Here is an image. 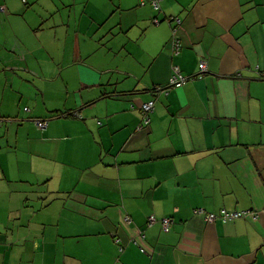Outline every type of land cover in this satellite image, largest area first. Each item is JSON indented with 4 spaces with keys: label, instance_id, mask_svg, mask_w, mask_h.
<instances>
[{
    "label": "crops",
    "instance_id": "obj_1",
    "mask_svg": "<svg viewBox=\"0 0 264 264\" xmlns=\"http://www.w3.org/2000/svg\"><path fill=\"white\" fill-rule=\"evenodd\" d=\"M142 1L0 0V264H264V0Z\"/></svg>",
    "mask_w": 264,
    "mask_h": 264
},
{
    "label": "built area",
    "instance_id": "obj_2",
    "mask_svg": "<svg viewBox=\"0 0 264 264\" xmlns=\"http://www.w3.org/2000/svg\"><path fill=\"white\" fill-rule=\"evenodd\" d=\"M23 1L27 2V0H23ZM162 1L163 0H143L142 5L144 6L146 4H150L155 11L160 13V12H162ZM2 11H5L4 6H0V12H2ZM169 21L173 24V27H172L173 37L171 40L172 52L174 55H177V54H179V52L181 50V42H180L179 38L177 37V33L179 30V27H181V25H182V20L179 17H171V18H169ZM152 22L154 25L158 26L160 24L161 20L158 17H154ZM200 68H201L202 72H206L207 71V63L205 61H201L200 62ZM192 78L193 77H189V76L185 75L178 65H174L173 66V74H172V77L170 79V86L176 87V88L183 87ZM155 105H156L155 100H150V101H148V102H146L140 106L141 115H142V123H141L139 129L150 125L151 114L155 110ZM24 110L26 112L30 111V109L28 107H26ZM36 124H37V127L39 129L46 130L48 128L49 121L48 120H36ZM195 213L199 214V215H203L207 222H215V221H217L218 218L223 220L224 222H229L231 220H235V219L240 218V217H249V216H253L254 218L258 217V214L256 212H253V211H230L227 209L221 210L220 214H218L215 212H207L203 208H196ZM126 221L128 223H130L131 218L127 216ZM172 221L173 220L171 218L162 219V226H163V229L165 232H169L171 230ZM156 222H157V219L154 216H151L149 218V225L150 226ZM142 236L144 237V234H142ZM116 243L119 246V251L123 252L125 249V245H123L119 239H116ZM133 243H137V240L135 239L133 241Z\"/></svg>",
    "mask_w": 264,
    "mask_h": 264
},
{
    "label": "bare ground",
    "instance_id": "obj_3",
    "mask_svg": "<svg viewBox=\"0 0 264 264\" xmlns=\"http://www.w3.org/2000/svg\"><path fill=\"white\" fill-rule=\"evenodd\" d=\"M62 2H63V1H62ZM66 5H67V4H66ZM70 5H71V4H70ZM71 8H72V7H71ZM75 8H76V7H75ZM99 8H100V7H99ZM152 8H153V7H152ZM65 9H66V8H65ZM112 9H113V8H112ZM117 12H118V11H117ZM154 12H156V11H154ZM109 13H111V12H109ZM157 16H158V15H157ZM119 17H120V16H119ZM164 17H165V16H164ZM166 17H167V16H166ZM179 17H180V16H179ZM158 18H159V17H158ZM168 19H169V18H168ZM180 19L182 20V18H180ZM119 20H120V19H119ZM160 20H161V22H160V24H161L163 21H162V19H160ZM182 22H183V21H182ZM170 23H171V22H170ZM160 24H159V25H160ZM159 25H158V26H159ZM166 26H167V25H166ZM130 27H131V26H130ZM162 27H164V26H162ZM172 27H173V24H171V28H172ZM179 28H180V27H179ZM182 29H183V28H182ZM167 30H168V29H167ZM179 30H180V29H179ZM179 30H178V33H177V37H178V38H179V36H178V34H179ZM168 31H170V30H168ZM123 32H124V31H123ZM185 32H186V30H185ZM181 33H182V32H181ZM168 34L170 35V33H168ZM182 34H183V33H182ZM184 36H185V35H184ZM172 37H173V32H172ZM179 40H180V38H179ZM180 42H181V41H180ZM181 48H183L182 45H181ZM181 50H182V49H181ZM181 50H180V51H181ZM179 53H180V52H179ZM177 55H178V54H177ZM130 57H131V56H130ZM173 57H175V56H173ZM127 58H128V57H127ZM127 58H126V59H127ZM108 60H109V59H108ZM130 60H131V59H130ZM132 60H133V59H132ZM135 60H137V59H134V61H135ZM105 61H106V60H104V61H102V62L105 63ZM109 61H110V60H109ZM134 61H133L132 64H134ZM106 62H107V63H110V62H108V61H106ZM135 62H136V61H135ZM130 64H131V63H130ZM172 65H173V64H172ZM115 67H117V66H115ZM172 67H173V66H172ZM147 68H148V67H147ZM199 68H200V64H199ZM197 73H198V72H197ZM200 73H204V72L201 71V68H200ZM196 75H197V74H196ZM191 77H192V76H191ZM110 81H111V80H110ZM138 81H139V80H138ZM189 81H190V80H189ZM107 84H108V83H107ZM147 84H149V82H148ZM117 85H118V84H117ZM136 85H137V84H136ZM115 86H116V85H115ZM134 86H135V85H134ZM150 86H151V85H150ZM110 87H111V86H110ZM182 88H183V87H182ZM115 89H116V88H115ZM117 89H118V86H117ZM153 89H154V88H153ZM157 89H158V88H157ZM159 89H160V88H159ZM171 89H172V88H171ZM168 90H169V89H168ZM114 91H115V90H114ZM127 91H128V90H127ZM166 91H167V90H166ZM108 92H109V91H108ZM108 92H107V93H108ZM130 92H131V91H130ZM170 92H171V91H170ZM139 93H140V92H139ZM160 93H161V92H160ZM121 94H122V93H121ZM169 94H170V93H169ZM140 95H141V94H140ZM162 96H163V95H162ZM162 96H161V97H162ZM162 100H163V99H162ZM86 101H87V100H86ZM86 101H85V102H86ZM89 101H91V100H89ZM92 101H93V100H92ZM87 104H88V103H87ZM94 104H95V103H94ZM94 104H93V105H94ZM84 105H85V103H84ZM84 105H83V106H84ZM86 106H87V105H86ZM93 107H96V106L94 105ZM78 108H80V107H78ZM97 108H98V106H97ZM88 109H89V108H88ZM77 110H79V109H77ZM84 110H85V108H84ZM79 111H80V110H79ZM85 111H87V109H86ZM87 112H88V111H87ZM89 112H90V111H89ZM140 112H141V111H140ZM140 114H141V113H140ZM139 117H140V116H139ZM41 120H42V119H41ZM140 123H141V122H140ZM236 123H237V122H236ZM139 127H140V126H139ZM48 129H49V128H48ZM133 133H134V132H133ZM117 161H118V159H117ZM122 161H123V160H122ZM263 180H264V179H263ZM36 185H37V184H36ZM37 187H40V186H37ZM34 191H35V190H34ZM37 191H39V190H37ZM36 193H37V192H36ZM58 193H59V192H58ZM31 194H32V193H30L29 197L31 196ZM33 194H34V192H33ZM26 195H27V193H26ZM24 197H25V196H24ZM35 197H36V195H35ZM30 198H31V197H30ZM23 199H24V198H23ZM33 199H34V198H33ZM31 201H32V200H31ZM225 209H226V208H225ZM228 210H229V209H228ZM232 211H233V210H232ZM257 212H258V211H257ZM262 212H263V211H262ZM260 213H261V211L259 212V214H260ZM263 215H264V213H263ZM263 215H262V216H263ZM260 218H261V217H260ZM255 219H256V218H255ZM255 219H254V220H255ZM116 229H117V228H116ZM115 235H116V234H115ZM115 235H114V236H115ZM116 238H117V237H116ZM258 250H259V249H258ZM262 251H263V249H262Z\"/></svg>",
    "mask_w": 264,
    "mask_h": 264
},
{
    "label": "rangeland",
    "instance_id": "obj_4",
    "mask_svg": "<svg viewBox=\"0 0 264 264\" xmlns=\"http://www.w3.org/2000/svg\"><path fill=\"white\" fill-rule=\"evenodd\" d=\"M22 2H23V0H22ZM2 12H4V11H2ZM156 26V25H155ZM54 46V45H53ZM51 48V52H53V53H56L59 57H61L62 56V42H61V44L60 45H58V46H54V47H50ZM44 58H47L48 57V55H46V54H43L42 55ZM169 86V84L166 86V87H168ZM165 87V88H166ZM173 88H176V87H173ZM25 109V108H24ZM36 120L37 119H34L33 120V123H34V125L37 127V124H36ZM38 128V127H37ZM41 130V129H40ZM42 131H45V130H42ZM219 219V218H218Z\"/></svg>",
    "mask_w": 264,
    "mask_h": 264
},
{
    "label": "trees",
    "instance_id": "obj_5",
    "mask_svg": "<svg viewBox=\"0 0 264 264\" xmlns=\"http://www.w3.org/2000/svg\"><path fill=\"white\" fill-rule=\"evenodd\" d=\"M183 72V71H182ZM184 73V72H183ZM172 74H173V67H172ZM171 77H172V75H171ZM161 89V88H160ZM159 88L157 89L156 88V90H160ZM153 100H155V99H153ZM155 104H156V101H155ZM156 106V105H155ZM141 111V110H140ZM152 115V114H151Z\"/></svg>",
    "mask_w": 264,
    "mask_h": 264
}]
</instances>
